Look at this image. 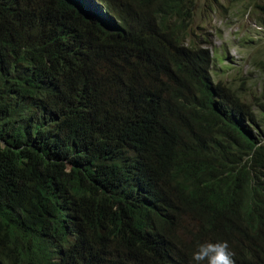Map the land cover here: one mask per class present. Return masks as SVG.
<instances>
[{"label": "trees", "instance_id": "obj_1", "mask_svg": "<svg viewBox=\"0 0 264 264\" xmlns=\"http://www.w3.org/2000/svg\"><path fill=\"white\" fill-rule=\"evenodd\" d=\"M194 7L0 0V264H264V113Z\"/></svg>", "mask_w": 264, "mask_h": 264}, {"label": "rangeland", "instance_id": "obj_2", "mask_svg": "<svg viewBox=\"0 0 264 264\" xmlns=\"http://www.w3.org/2000/svg\"><path fill=\"white\" fill-rule=\"evenodd\" d=\"M264 0H195L192 28L213 55L214 77L264 113ZM216 57V58H215Z\"/></svg>", "mask_w": 264, "mask_h": 264}, {"label": "clouds", "instance_id": "obj_3", "mask_svg": "<svg viewBox=\"0 0 264 264\" xmlns=\"http://www.w3.org/2000/svg\"><path fill=\"white\" fill-rule=\"evenodd\" d=\"M262 28H264L261 25ZM227 241L202 242L191 255L192 264H235Z\"/></svg>", "mask_w": 264, "mask_h": 264}]
</instances>
